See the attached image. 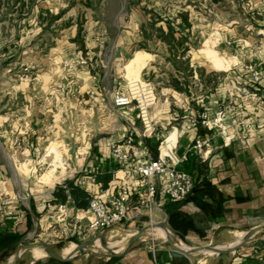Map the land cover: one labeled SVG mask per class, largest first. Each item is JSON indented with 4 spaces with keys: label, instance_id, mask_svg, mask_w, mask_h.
<instances>
[{
    "label": "crops",
    "instance_id": "crops-1",
    "mask_svg": "<svg viewBox=\"0 0 264 264\" xmlns=\"http://www.w3.org/2000/svg\"><path fill=\"white\" fill-rule=\"evenodd\" d=\"M63 1L66 2L59 0L58 3ZM93 1L100 0H80L72 9L58 11L66 14L70 25L65 39L50 46L49 58L35 76L14 86V92L9 91L24 113L17 115L12 129L5 126L10 110L0 115V126H4L0 130V177L8 184L4 196L13 211L11 216L0 219L3 227L0 234L20 235L16 242L0 243V262L12 259L36 235L56 234L58 224L60 231L68 229L66 224L70 221H74V232L78 231L79 235L73 234V242L80 244L93 239L89 233L84 237L81 234V229L85 230L93 218L88 207H78L68 196L63 202L67 206L51 215L47 204L54 201L57 186L67 180L86 190L91 198L108 199L124 178L123 169L113 157L112 145L132 133L135 143L131 150L137 156L150 161L160 155H172L180 161L179 168L195 177V190L177 202L164 201L156 194L151 212L139 205V195L134 192L124 222L102 232L107 231L108 237L120 238L111 244L119 249L137 231L147 227L146 233L126 251L124 247L118 256L112 257L109 252L75 253L77 256L70 264H264V230L243 241L248 231L264 225V74L259 82H254L247 69L253 66L264 70V0H207L210 5L235 4L245 22L241 29L233 27L224 31L215 27L201 46L196 42L199 17L189 9L179 10L187 13L189 22L182 31L188 37V50L182 56L172 55V49H168L157 32L149 31L148 24L155 18V29L161 28L167 33L168 16L158 13V17L146 20L136 14L129 30L122 23L118 25L109 61L115 62V58L121 61L123 57L118 55L126 57L128 51H132V56L112 73L106 62L98 59L107 40L106 30L101 31L102 44L97 41L96 45L89 46L84 41L82 15ZM148 1L152 2L117 0L121 7L116 19L123 17L125 5L129 9L132 4ZM145 32L152 35V40H144ZM78 34L83 37L79 46L70 40ZM126 36L132 37V41H127ZM173 36L178 38L180 33L176 31ZM142 42L150 48H142ZM156 51L166 60L158 59ZM192 51L203 53L210 69L192 60ZM65 60L69 67L64 65ZM161 64L170 76L158 79L156 68ZM23 66L25 70L31 67L24 63ZM181 74H190V84L199 83L202 92L194 96L193 92L179 91L168 84L171 76ZM116 90L131 95L132 104L116 106L113 103ZM140 103L155 128L151 137L142 134ZM222 108L227 111L230 122L253 120V127L239 129L228 143L220 136L215 137L205 158H201L191 145L212 130L199 121L198 114L203 110L215 113ZM29 132L32 134L26 144L20 140L24 148L16 147L14 138L17 142L22 134ZM43 161H48V170L38 175L27 173L34 164ZM80 180L84 183L79 184ZM161 225L189 248L228 247L243 242L232 252L174 256L169 242L157 235H167ZM152 243L156 245L155 258L150 251ZM99 244L97 240L96 245ZM75 247L71 244L63 252L56 251L72 255ZM43 249L22 250L16 264H59L41 259L46 255Z\"/></svg>",
    "mask_w": 264,
    "mask_h": 264
},
{
    "label": "rangeland",
    "instance_id": "rangeland-1",
    "mask_svg": "<svg viewBox=\"0 0 264 264\" xmlns=\"http://www.w3.org/2000/svg\"><path fill=\"white\" fill-rule=\"evenodd\" d=\"M58 2L59 0L56 5L55 0H0V115L5 114V111L10 110L9 118L5 122V126L8 129L13 128L17 115L24 113L20 108V104L17 103L14 98H11L9 91L14 92V86H17L23 80H29L32 76H35L37 69L42 68L43 63L49 58L48 50L50 46L58 45L60 40L65 39V33L70 28V25L65 17L66 14L61 15L58 11H60L61 8L64 10H70L75 7L80 0H66V2L63 1L61 4ZM88 6V10L84 8V13L82 15L84 41H87L89 46L96 45L97 41L102 44L101 31L104 29L106 30L107 40L103 42V52L98 59L99 61L103 60L106 62L107 69H110V73L117 70L118 66H123L122 63L132 56V51H128L126 57L118 55V57H123L121 61L116 58L115 62L113 59L112 61H109V56L112 53L110 47L117 38L116 35L119 31L118 25L122 23L125 25L124 29L129 30L132 27V18L136 14L142 15L148 20V18L158 17V13H160L164 16H168L169 21L174 20L176 24H180L181 20L178 18L180 13L179 10H182L183 8L189 9L199 17V20H197L199 35H196L198 36L196 42L200 46L208 38L210 32L213 31L212 29L215 27L217 30L218 27H220V30L223 29L224 31H229L233 27L241 29L245 22L241 19V9L235 4L216 3L215 5H210L207 0H194V2L191 1L188 3L185 0H152V2L148 1L146 3L141 2L135 5L132 4L129 9L127 8L128 5H125V8L122 11L123 17L120 19L121 22H119V19H116V15L121 7V4L117 2V0L93 1V4ZM153 20L154 21L148 24V28H151L149 31H153L154 33L156 32V29L155 27H152L151 24L156 23V20L155 18H153ZM165 22H167V20ZM72 38L73 37L70 39L71 42L73 41L72 43H75L78 46L83 42V37L79 34L73 39ZM126 40L132 41V37L126 36ZM156 40H158V38H156ZM165 44L167 43L165 42ZM220 45L222 48L224 47V44ZM96 47L98 48V46ZM122 47L121 49H123ZM156 53L160 56L158 59L166 60L160 51H156ZM190 55V58L192 60H197L201 67L204 65L207 67L206 69H210L203 53L192 51ZM117 60H119V62ZM23 63L30 65L31 67L28 70H25ZM161 65H156V75L158 79L161 78V76H170V74H168V69ZM181 67L183 66L181 65ZM108 82L109 81L105 84L106 87L109 86ZM190 85L191 86L188 88L189 91H186L187 93L193 92L194 96H196L202 92V86L199 83ZM1 128L4 129V126H0V130H2ZM31 134V132H29V134H22L17 142L16 138H14L13 141L15 142V146L18 148H24L22 146H25L24 143L26 144V141L30 139ZM22 139L24 140V143L18 144ZM1 157L2 153L0 150V159ZM33 167L34 168L27 173H29V175H38L48 170L49 163L48 161H43L38 165L34 164ZM8 170L10 174L11 168ZM0 179L4 180V177L1 175ZM3 210L4 207L3 209H0V219L3 218ZM57 210L58 209L47 212L54 215V212ZM66 225H68V229H62V231H60L61 226L58 224L56 227V234L48 235L47 233H44L41 236L36 235L25 243L36 242L37 247L39 248L45 246L63 252V250L71 244L78 245V243L72 241L74 240L73 234L78 235V231L74 232L75 228L73 229L74 221H70L69 224ZM85 230H87V228ZM85 230L81 229L83 237L84 234L89 233V236H93V239L97 237V240L99 239L100 242L105 241L108 245L120 241V238L108 237L106 235L107 231H97L92 233ZM99 233L104 236L101 237V235H98ZM241 235L242 234L240 233L238 237ZM126 236L128 237L129 235ZM164 240H166V237H164ZM113 249L122 250L119 249V247H114ZM85 252L97 254L108 251H106L102 245L97 246L95 242ZM41 259H50V257L46 253Z\"/></svg>",
    "mask_w": 264,
    "mask_h": 264
},
{
    "label": "built area",
    "instance_id": "built-area-1",
    "mask_svg": "<svg viewBox=\"0 0 264 264\" xmlns=\"http://www.w3.org/2000/svg\"><path fill=\"white\" fill-rule=\"evenodd\" d=\"M64 65L70 66L67 60L64 61ZM247 69L250 71L254 82L261 80L264 70L253 66H248ZM132 101L131 95L124 94L119 90L115 91L113 103L116 106H128L132 104ZM139 108L144 123L142 134L145 137H151L155 132V128L147 119V110L144 105L140 103ZM198 119L205 127L212 130V132L196 138L191 145V149L201 158H205L215 137L220 136L226 140L224 143H228L227 141L231 140L234 133L239 129L253 127V120L230 122L227 118V111L223 108L215 113L203 110L198 114ZM134 143L135 135L132 133L122 142L113 143L112 154L116 163L123 169L124 178L121 179L122 181L116 192L108 199L99 196L90 199L88 210L93 214V218L88 222L86 231L95 233L123 223L128 216L130 201L134 192L139 195V205L147 208L149 212L154 208L156 194H159V197L164 201L177 202L185 199L193 192L196 184L195 177L189 171L178 167L180 162L178 159L170 154H164L156 159L144 161L137 156L136 152L131 150ZM18 144L21 143L18 142ZM78 183L83 184L84 181L80 180ZM6 186L5 182L0 179V209L4 207L3 218L9 217L13 213L7 206L8 202L4 196L7 191ZM66 206V203L54 204L50 202L47 204V210H60ZM2 229L3 227L0 225V232ZM95 240L97 241V237ZM176 242L179 245L183 244L180 239ZM150 251L155 258V243H152Z\"/></svg>",
    "mask_w": 264,
    "mask_h": 264
},
{
    "label": "trees",
    "instance_id": "trees-1",
    "mask_svg": "<svg viewBox=\"0 0 264 264\" xmlns=\"http://www.w3.org/2000/svg\"><path fill=\"white\" fill-rule=\"evenodd\" d=\"M178 17L181 19L182 25H178L175 23V21H169L167 20L168 24V32L165 33L163 29L157 28V36L161 37L164 42H166L168 45V49H172V55L174 56H182L185 55L188 47L186 45V42L188 41V37L183 35L182 31L183 28L189 26V22L187 19V13L186 12H180ZM176 24V25H175ZM154 24H151L152 27ZM178 31L180 33V37L176 38L173 36L174 32ZM144 40H152V35L148 34L147 32L144 33ZM142 48L149 49L150 46L146 42L141 43ZM181 47V49H180ZM190 74H184L182 76H171L168 84L174 87L176 90L179 91H189L188 88L190 86ZM149 78V77H148ZM196 187V184H195ZM194 187V190H195ZM193 190V191H194ZM193 193V192H192ZM71 196L78 207L80 208H87L89 205V201L91 199L89 193L75 184L72 181L67 180L63 185H58L55 191V199L52 203L57 204V203H63L67 200V197ZM2 236V237H1ZM0 243L4 244H10L13 242H16L20 239L19 234H0ZM115 257V256H112ZM51 261L54 263H59V264H70V261H59L53 257H50Z\"/></svg>",
    "mask_w": 264,
    "mask_h": 264
},
{
    "label": "water",
    "instance_id": "water-1",
    "mask_svg": "<svg viewBox=\"0 0 264 264\" xmlns=\"http://www.w3.org/2000/svg\"><path fill=\"white\" fill-rule=\"evenodd\" d=\"M161 226L167 232L166 240L169 242L171 247L174 249V252H173L174 256H182L183 254H191V253H196V252L200 253V252H206V251L216 252V253L232 252V251H235L242 244L244 240L249 239L254 234H256L258 231L264 230V225L257 226L245 234L243 241L237 242L228 247L212 245V246H205V247H190L189 249H184L181 245H179L176 242V240L170 234L169 229L165 225H161ZM148 229L149 228L145 227L137 231L136 233H134L128 240L126 247L123 249V251H126L136 240H138L141 236H143ZM95 241H96L95 239H89L87 241H84L76 245V247L73 250L74 253L72 255H64L61 252H58L56 250H53L47 247H45L44 250L50 257H53L59 261H70L76 258L77 255H75V253L83 254L86 249H88L93 243H95ZM101 245L104 247L106 251L109 252L111 256H118L122 252L120 250L113 249L114 247L111 245H108L105 241L101 242ZM32 247H37V243L31 242V243H26L22 245V247L18 249L17 252L13 255L12 259L6 262H0V264H16L20 256V252L22 250L32 248Z\"/></svg>",
    "mask_w": 264,
    "mask_h": 264
},
{
    "label": "bare ground",
    "instance_id": "bare-ground-1",
    "mask_svg": "<svg viewBox=\"0 0 264 264\" xmlns=\"http://www.w3.org/2000/svg\"><path fill=\"white\" fill-rule=\"evenodd\" d=\"M154 232H155V230H154ZM160 232H161V231H160ZM155 233L157 234V232H155ZM157 235L160 236V237H163V238H164V237H167V235H160V233H158ZM151 237H152V236H151ZM151 237H150V238H151ZM98 240H99V239H98ZM238 240H239V239H238ZM100 245H101V244H99V246H100ZM125 245H126V243H125ZM181 246H182L184 249H189V247H186L184 244H182ZM124 247H125V246H124ZM124 247H123V248H124ZM123 248H122V249H123ZM42 249H43V248H42ZM43 250H44V249H43ZM44 251H45V250H44ZM45 252H46V251H45ZM206 253H210V252H209V251H206Z\"/></svg>",
    "mask_w": 264,
    "mask_h": 264
}]
</instances>
